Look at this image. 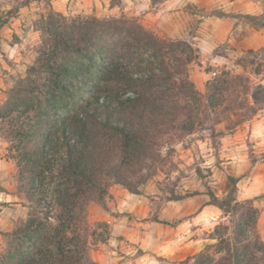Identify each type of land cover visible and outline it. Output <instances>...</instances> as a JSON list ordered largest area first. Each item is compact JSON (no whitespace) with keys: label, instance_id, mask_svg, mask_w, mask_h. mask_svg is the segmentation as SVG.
<instances>
[{"label":"trees","instance_id":"obj_1","mask_svg":"<svg viewBox=\"0 0 264 264\" xmlns=\"http://www.w3.org/2000/svg\"><path fill=\"white\" fill-rule=\"evenodd\" d=\"M253 19L264 26V15ZM40 29L34 62L0 103V137L33 203L4 233L0 264H95L87 202L103 203L112 183L138 193L135 177L159 156L169 130L191 129L200 116L214 115L241 83L251 104H262L264 86L224 71L219 84L208 82L199 92L184 76L194 58L188 44L159 38L123 15L73 17L51 8ZM228 179L224 197L208 196L233 215V231L225 225L212 236L219 256L205 246L190 264H260L257 211L236 199L235 179Z\"/></svg>","mask_w":264,"mask_h":264},{"label":"rangeland","instance_id":"obj_2","mask_svg":"<svg viewBox=\"0 0 264 264\" xmlns=\"http://www.w3.org/2000/svg\"><path fill=\"white\" fill-rule=\"evenodd\" d=\"M51 8L73 17L123 15L159 38L185 42L194 58L184 76L201 93L206 83L219 84L224 71L264 86V26L253 19L264 15V0H0V28L19 18L20 32L9 41L21 34L24 57L31 61L0 85V103L34 62L41 21ZM153 62L148 56L144 65L149 69ZM198 119L191 129L176 127L164 135L159 156L135 177L138 193L112 183L103 203L87 202L95 264H190L188 259L205 246L219 256L212 236L225 225L231 234L233 215L213 204L208 192L224 197L229 176L235 179L236 199L256 209L255 228L264 241V103L252 105L241 83L214 115ZM32 205L0 137V252L4 233L23 221ZM260 258L264 264V255Z\"/></svg>","mask_w":264,"mask_h":264},{"label":"crops","instance_id":"obj_3","mask_svg":"<svg viewBox=\"0 0 264 264\" xmlns=\"http://www.w3.org/2000/svg\"><path fill=\"white\" fill-rule=\"evenodd\" d=\"M19 18L11 17L4 26L0 28V85L5 86L7 80L13 72H16L19 66H25L27 63H31L30 59H26L24 56V50L26 41L20 34V40H16L13 43L9 41L15 34H19L20 29L18 27ZM23 32V31H22ZM0 93V100H1ZM261 229V228H260ZM263 234V229L260 230Z\"/></svg>","mask_w":264,"mask_h":264}]
</instances>
